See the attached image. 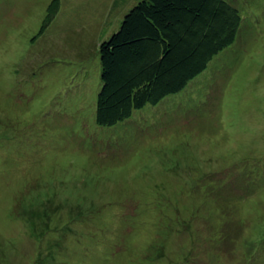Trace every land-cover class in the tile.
<instances>
[{
	"label": "rangeland",
	"instance_id": "rangeland-1",
	"mask_svg": "<svg viewBox=\"0 0 264 264\" xmlns=\"http://www.w3.org/2000/svg\"><path fill=\"white\" fill-rule=\"evenodd\" d=\"M50 1L0 0V264H264V0L106 126L99 44L139 0Z\"/></svg>",
	"mask_w": 264,
	"mask_h": 264
},
{
	"label": "trees",
	"instance_id": "trees-1",
	"mask_svg": "<svg viewBox=\"0 0 264 264\" xmlns=\"http://www.w3.org/2000/svg\"><path fill=\"white\" fill-rule=\"evenodd\" d=\"M58 7L49 2L44 23ZM240 22L226 0H139L99 44L96 123L112 125L181 90L235 41Z\"/></svg>",
	"mask_w": 264,
	"mask_h": 264
}]
</instances>
